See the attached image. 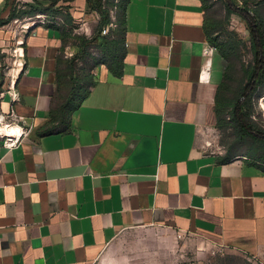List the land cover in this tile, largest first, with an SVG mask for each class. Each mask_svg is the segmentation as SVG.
<instances>
[{"label": "crops", "instance_id": "1", "mask_svg": "<svg viewBox=\"0 0 264 264\" xmlns=\"http://www.w3.org/2000/svg\"><path fill=\"white\" fill-rule=\"evenodd\" d=\"M33 4L0 0V19ZM60 4L71 24L45 14L60 20L0 25V109L31 127L16 146L0 144V264H90L118 233L142 226L192 233L264 264V162L246 150L206 152L200 141L219 129L215 94L226 66L211 40L240 35L229 22L241 16L231 13L223 30L215 21L224 0H121L105 34L123 29L120 72L91 44L76 65L94 82L53 125L56 60L78 52L76 35L90 39L100 19L86 0ZM246 7L264 18V0ZM208 45L215 50L202 80Z\"/></svg>", "mask_w": 264, "mask_h": 264}, {"label": "trees", "instance_id": "2", "mask_svg": "<svg viewBox=\"0 0 264 264\" xmlns=\"http://www.w3.org/2000/svg\"><path fill=\"white\" fill-rule=\"evenodd\" d=\"M65 1V0H63ZM70 1V0H68ZM246 1L238 5L236 0H224L225 16L222 21H215L216 28H222L228 23L231 13H237L246 22L252 59L244 63L242 59V46L246 41L236 31L225 30V38L218 40L217 36L211 42L219 54L226 60L222 80L217 86L215 94L216 127L220 130L231 129L236 142L248 143L246 151L264 162V127L252 119L255 112L256 99L264 89V18L256 11L248 10ZM59 0H49L43 4L34 0L28 9L15 12L11 10L5 19H0V25L6 24L15 16L34 15L44 13L48 16L60 15L66 24H71L73 19L69 13V6L57 5ZM89 9L96 10L100 19L98 26L90 39L84 35H76V52L70 58L59 57L56 60V89L52 95L54 107L50 109V123L63 124L71 113L80 105L93 84L92 75L80 70L76 59L87 55L91 44L100 52V61L105 62L109 70L118 74L121 68L123 51L120 47L123 29L118 28L111 38L102 35L101 28L109 22L108 10L102 7L101 0H86ZM98 40V41H96ZM237 61L240 62V73H237ZM248 138L251 139L248 142ZM235 149V147L233 146ZM233 149L230 148L231 152ZM228 151V152H229Z\"/></svg>", "mask_w": 264, "mask_h": 264}, {"label": "rangeland", "instance_id": "3", "mask_svg": "<svg viewBox=\"0 0 264 264\" xmlns=\"http://www.w3.org/2000/svg\"><path fill=\"white\" fill-rule=\"evenodd\" d=\"M242 1V0H241ZM239 2L236 0V3ZM47 4V3H46ZM219 5V2L215 7ZM240 5V3H238ZM230 19L229 25L237 27L241 37L246 41L242 46V61L247 63L252 59L248 38V28L239 19ZM24 23V22H23ZM22 23V24H23ZM19 22L13 20L5 24L8 30H15ZM12 26V27H10ZM20 27V26H19ZM18 29V28H17ZM21 29V28H20ZM13 33V32H12ZM236 70L240 73V62ZM252 119L264 127V108L257 100ZM203 149L216 155L226 154L230 148L245 151L248 143L236 142L231 129L205 132L200 137ZM251 139L248 138V142ZM90 264H262L254 258L233 250L218 247L207 239L192 234L178 232L174 229L156 226L128 228L110 241Z\"/></svg>", "mask_w": 264, "mask_h": 264}, {"label": "built area", "instance_id": "4", "mask_svg": "<svg viewBox=\"0 0 264 264\" xmlns=\"http://www.w3.org/2000/svg\"><path fill=\"white\" fill-rule=\"evenodd\" d=\"M121 0H101L102 7L108 10V15L111 16L109 22L101 28V34H108L111 28L116 27L115 18L113 17V7L118 4ZM95 14L99 13L93 10ZM60 17L55 19H49L45 14L36 13L34 15L25 17L20 25L21 29H28L30 25L40 23H57ZM81 27L76 28V31L80 30ZM214 47L208 45L204 48V54L206 60L203 63L200 76L202 80H208L210 77L211 59L214 52ZM73 53L69 49L64 50V57H71ZM11 100L15 101V95L11 94ZM258 103L263 108L264 106V93L258 97ZM31 127L26 124L24 117L17 114L12 108L8 112H3L0 109V144L7 149L16 146L25 136L30 132Z\"/></svg>", "mask_w": 264, "mask_h": 264}, {"label": "bare ground", "instance_id": "5", "mask_svg": "<svg viewBox=\"0 0 264 264\" xmlns=\"http://www.w3.org/2000/svg\"><path fill=\"white\" fill-rule=\"evenodd\" d=\"M17 68V67H16ZM15 82V81H14Z\"/></svg>", "mask_w": 264, "mask_h": 264}]
</instances>
